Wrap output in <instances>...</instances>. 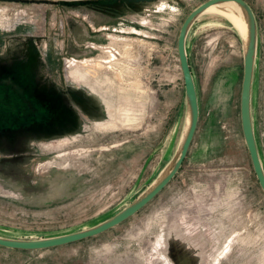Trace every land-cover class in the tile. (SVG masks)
Listing matches in <instances>:
<instances>
[{
    "label": "rangeland",
    "instance_id": "obj_1",
    "mask_svg": "<svg viewBox=\"0 0 264 264\" xmlns=\"http://www.w3.org/2000/svg\"><path fill=\"white\" fill-rule=\"evenodd\" d=\"M51 1H0V39L14 44L0 61L7 238L109 218L157 176L185 125L176 40L205 0ZM245 1L257 22L251 109L264 168V0ZM243 47L218 12L190 26L198 123L178 172L148 204L81 241L0 246V264H264V192L240 125Z\"/></svg>",
    "mask_w": 264,
    "mask_h": 264
},
{
    "label": "water",
    "instance_id": "obj_2",
    "mask_svg": "<svg viewBox=\"0 0 264 264\" xmlns=\"http://www.w3.org/2000/svg\"><path fill=\"white\" fill-rule=\"evenodd\" d=\"M0 1H21V2H52L51 0H0ZM234 1L243 11L244 18L247 26V39L243 48V69L242 81L240 89L239 101V114L240 125L245 142L246 149L249 154L253 172L257 182L264 192V168L261 163L260 154L258 151L253 123L251 115V95H252V81L253 72L256 59L257 50V22L252 8L245 0H205L196 7H194L188 15L184 18L180 25L179 32L176 40V49L178 54L179 66L184 84V97H185V116L187 111L190 115V122L187 131L178 143L176 151L166 166L159 172V174L150 182V184L134 198L130 203L120 209L107 219H104L92 226L72 231L69 233L35 238V239H16L0 236V246L8 249L16 250H42L53 247H58L73 242L81 241L102 232L109 230L112 227L122 223L129 217L133 216L148 204L176 175L182 165L184 158L188 152L190 144L193 140L198 118L199 108L194 84V78L188 62L186 51V37L188 30L194 20L202 13L207 7L214 3Z\"/></svg>",
    "mask_w": 264,
    "mask_h": 264
},
{
    "label": "bare ground",
    "instance_id": "obj_3",
    "mask_svg": "<svg viewBox=\"0 0 264 264\" xmlns=\"http://www.w3.org/2000/svg\"><path fill=\"white\" fill-rule=\"evenodd\" d=\"M213 11L218 12L219 14H221V15L225 16L227 19H229V21L232 23V25H234V27L238 31L240 37L242 38L243 46H245L246 39H247V26H246V21L244 18V13L241 10V8L234 1L219 2V3H214V4L210 5L209 7H207L202 13H200V16L203 13L206 14L208 12H213ZM196 95H197V93H196ZM197 101H198V99H197ZM251 115H252V109H251ZM189 122H190V115H189V112L187 111L186 118H185V125L183 127V131H182L181 136L179 138L180 142L182 141V139H183V137L187 131V128L189 126Z\"/></svg>",
    "mask_w": 264,
    "mask_h": 264
},
{
    "label": "crops",
    "instance_id": "obj_4",
    "mask_svg": "<svg viewBox=\"0 0 264 264\" xmlns=\"http://www.w3.org/2000/svg\"><path fill=\"white\" fill-rule=\"evenodd\" d=\"M14 37V36H13ZM16 37V39L19 37V39H20V35H17V36H15ZM9 39V38H8ZM8 39H6L5 40V38H1L0 39V61L6 56V55H8V54H13V43H12V41L13 40H11V41H9ZM21 40V39H20ZM183 129V128H182ZM182 132V131H181ZM180 136H181V133H180V135H179V137H178V139H177V142H176V145H175V147H174V150H173V152H172V155H171V157L173 156V154H174V152L176 151V148H177V146H178V143H179V138H180ZM171 157L166 161V163L164 164V166L162 167V169L166 166V164L168 163V161L171 159ZM161 169V170H162ZM160 170V171H161ZM159 171V172H160ZM159 174V173H158ZM157 174V175H158Z\"/></svg>",
    "mask_w": 264,
    "mask_h": 264
},
{
    "label": "flooded vegetation",
    "instance_id": "obj_5",
    "mask_svg": "<svg viewBox=\"0 0 264 264\" xmlns=\"http://www.w3.org/2000/svg\"><path fill=\"white\" fill-rule=\"evenodd\" d=\"M26 74V72H24Z\"/></svg>",
    "mask_w": 264,
    "mask_h": 264
}]
</instances>
